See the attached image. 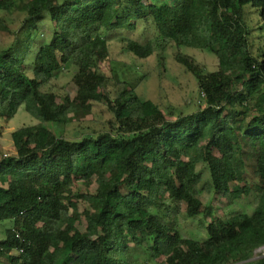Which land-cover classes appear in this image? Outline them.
<instances>
[{
	"label": "trees",
	"instance_id": "trees-1",
	"mask_svg": "<svg viewBox=\"0 0 264 264\" xmlns=\"http://www.w3.org/2000/svg\"><path fill=\"white\" fill-rule=\"evenodd\" d=\"M246 5L264 30V0H0V31L11 37L0 47V120L22 105L38 119L12 131L13 152L0 154V222L12 223L0 259L264 264L263 254L255 258L264 246V35L255 55ZM43 18L52 24L44 39ZM140 23L151 39L111 36ZM111 38L138 58L157 51L158 62L173 47L197 81V110L175 114L139 95L145 75L114 77L110 90L100 66ZM182 47L212 52L217 69L206 71ZM69 68L74 96L42 90ZM94 103L110 115L104 130L69 138L47 126L81 120ZM179 216L210 218L205 235H183Z\"/></svg>",
	"mask_w": 264,
	"mask_h": 264
},
{
	"label": "rangeland",
	"instance_id": "rangeland-1",
	"mask_svg": "<svg viewBox=\"0 0 264 264\" xmlns=\"http://www.w3.org/2000/svg\"><path fill=\"white\" fill-rule=\"evenodd\" d=\"M245 9L248 12V17L250 19V23L248 24L254 27L249 35L250 48L255 55H260L263 48L262 37L264 35V30H260V27L257 24V11L250 8L248 5L245 6ZM23 15V13L18 12L14 14V16H11L10 25L15 28L20 23ZM51 27L52 24L48 18H43V21L39 24L42 39L48 38ZM153 34L152 29L143 26V24L140 23L132 32L123 30L114 33L111 36L114 37L117 35L118 37L122 35V37H130L145 42L148 39H151ZM10 39V36H5L4 32L0 31V47L6 45ZM116 39L118 38H111L109 43V56L100 66V71L105 76H112L109 85L110 90L115 88L114 77L136 80L142 75H145V78H143L136 87V91L139 95L151 99L159 105L169 107L175 114H190L197 110L198 100H200L197 81L191 73L174 60L173 47L166 48L163 52V62H158L157 51L147 58H138L126 52V50L123 49V43L118 42ZM181 50L183 53L193 56L206 71L217 69V58L212 52L192 47H182ZM72 75V68L64 69L52 78L48 84L43 86L42 90L52 91L59 96L69 94L72 97L76 92V86L72 82ZM109 118L110 115L104 107L100 103H94L92 104V110L81 120H73L71 123L63 127L57 124L47 126L53 128L54 131L61 133L63 136L73 138L79 131L91 132L93 130H104V121ZM37 122L38 119L27 112L23 105L19 107L17 113L7 122L0 120V127H3L0 129V154L11 153L13 146L10 133L12 131L24 125H34ZM253 168V163H250V165L245 168V175L249 181L253 178ZM95 186L96 184L93 183L90 187L94 189ZM81 189H83V187H81ZM204 198L207 200L209 199V196L204 194ZM222 201L221 197L216 196V205ZM77 208L78 210L82 209L80 203ZM181 210H184L183 206L181 207ZM215 214L220 216L223 215L220 209H217ZM209 220L210 218L208 217L205 219L200 217L191 220L179 216V223L183 235L185 236L190 235L189 231L197 233L199 236H204V227ZM10 225L12 226L10 220L0 222V241L5 238L6 228L10 227ZM262 254L264 255V246L255 251V258ZM0 264H8V262L4 257H1Z\"/></svg>",
	"mask_w": 264,
	"mask_h": 264
},
{
	"label": "crops",
	"instance_id": "crops-1",
	"mask_svg": "<svg viewBox=\"0 0 264 264\" xmlns=\"http://www.w3.org/2000/svg\"><path fill=\"white\" fill-rule=\"evenodd\" d=\"M11 152H13V147H12V150H11ZM11 226V225H10Z\"/></svg>",
	"mask_w": 264,
	"mask_h": 264
},
{
	"label": "built area",
	"instance_id": "built-area-1",
	"mask_svg": "<svg viewBox=\"0 0 264 264\" xmlns=\"http://www.w3.org/2000/svg\"><path fill=\"white\" fill-rule=\"evenodd\" d=\"M18 236V235H17Z\"/></svg>",
	"mask_w": 264,
	"mask_h": 264
}]
</instances>
